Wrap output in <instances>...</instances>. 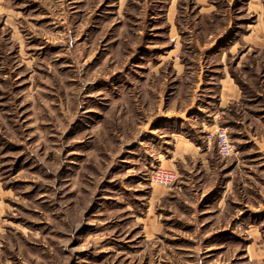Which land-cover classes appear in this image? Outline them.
<instances>
[{"label":"rangeland","instance_id":"rangeland-1","mask_svg":"<svg viewBox=\"0 0 264 264\" xmlns=\"http://www.w3.org/2000/svg\"><path fill=\"white\" fill-rule=\"evenodd\" d=\"M0 264H264V0H0Z\"/></svg>","mask_w":264,"mask_h":264},{"label":"built area","instance_id":"built-area-1","mask_svg":"<svg viewBox=\"0 0 264 264\" xmlns=\"http://www.w3.org/2000/svg\"><path fill=\"white\" fill-rule=\"evenodd\" d=\"M207 142H212L217 153L218 159L234 158L236 151L234 143L227 135L224 128L216 126L212 131H209L205 137ZM177 182L175 171L157 168L150 175V183L163 188L174 186Z\"/></svg>","mask_w":264,"mask_h":264},{"label":"crops","instance_id":"crops-1","mask_svg":"<svg viewBox=\"0 0 264 264\" xmlns=\"http://www.w3.org/2000/svg\"><path fill=\"white\" fill-rule=\"evenodd\" d=\"M209 143L207 142V145L206 146H210L211 147V145H208ZM209 151V149H208V147H207V152ZM213 157H215V158H217L218 159V157H217V155H215L214 153H213ZM160 166H162V165H160ZM163 167V166H162ZM166 168V170H172V171H176L175 170V168H174V165L170 162V166L169 167H165Z\"/></svg>","mask_w":264,"mask_h":264}]
</instances>
